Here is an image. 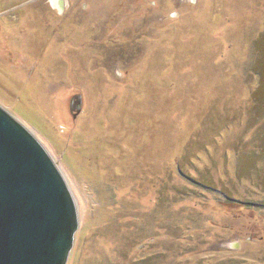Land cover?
Returning <instances> with one entry per match:
<instances>
[{
    "label": "rangeland",
    "instance_id": "rangeland-1",
    "mask_svg": "<svg viewBox=\"0 0 264 264\" xmlns=\"http://www.w3.org/2000/svg\"><path fill=\"white\" fill-rule=\"evenodd\" d=\"M0 105L75 197L68 264H264V0H0Z\"/></svg>",
    "mask_w": 264,
    "mask_h": 264
},
{
    "label": "water",
    "instance_id": "water-1",
    "mask_svg": "<svg viewBox=\"0 0 264 264\" xmlns=\"http://www.w3.org/2000/svg\"><path fill=\"white\" fill-rule=\"evenodd\" d=\"M79 228L78 205L57 162L0 105V264H68Z\"/></svg>",
    "mask_w": 264,
    "mask_h": 264
}]
</instances>
